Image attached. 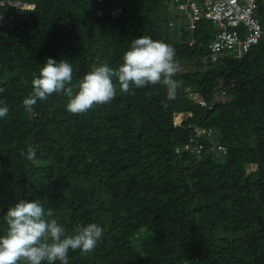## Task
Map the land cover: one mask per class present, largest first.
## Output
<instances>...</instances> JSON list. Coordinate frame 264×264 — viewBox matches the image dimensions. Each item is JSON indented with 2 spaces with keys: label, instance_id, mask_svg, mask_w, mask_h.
Wrapping results in <instances>:
<instances>
[{
  "label": "trees",
  "instance_id": "trees-1",
  "mask_svg": "<svg viewBox=\"0 0 264 264\" xmlns=\"http://www.w3.org/2000/svg\"><path fill=\"white\" fill-rule=\"evenodd\" d=\"M16 1L0 0V102L9 107L0 119V232L9 206L37 198L68 234L89 222L104 228L93 252L70 250L69 264H264V38L212 61L218 27L202 18L188 28L168 0H121L117 15L116 0H19L36 3L29 9ZM141 35L175 49L174 100L159 83L124 92L117 82L112 100L82 114L57 93L25 110L48 57L68 59L75 84L100 64L118 67ZM182 111L193 115L177 126Z\"/></svg>",
  "mask_w": 264,
  "mask_h": 264
},
{
  "label": "clouds",
  "instance_id": "clouds-1",
  "mask_svg": "<svg viewBox=\"0 0 264 264\" xmlns=\"http://www.w3.org/2000/svg\"><path fill=\"white\" fill-rule=\"evenodd\" d=\"M190 1L192 0H168L166 4L174 16L176 10L189 13V9H180L179 3L189 5ZM15 5L29 9L35 7L36 3L18 0ZM122 9V1L116 0L113 7H110V13L117 15ZM98 14L103 16L104 10L98 9ZM187 27L190 28L188 24ZM224 52L220 53L218 58ZM210 56L212 61L218 59H213L211 51ZM176 71L175 49L162 40L141 35L131 41L118 67L114 68L108 63L100 64L86 72L75 84L72 83V63L68 59L57 60L48 57L38 69V74H34L30 94L22 103L26 111L32 112L38 101L46 100L53 93L64 94L68 97L67 111L82 114L94 105L112 100L116 95L117 82L120 90L124 92L132 86L141 88L159 83L166 87L167 99L174 100L179 87L178 81L174 79ZM186 90L189 91L190 88ZM3 91L4 89L0 88V92ZM193 98L200 106L212 108V105L199 95ZM8 113L9 107L0 102V119L5 118ZM178 113L184 115L180 124L177 123ZM188 113L189 111L176 112L174 123L182 126L190 117ZM204 131L205 129L198 130L199 133ZM199 146L203 148V144ZM218 150H221V146ZM22 155L31 161L36 158L37 151L29 148ZM4 220L7 227L0 232V264H69L70 250L79 249L83 254L93 252L104 232L102 225L89 222L78 225L72 234H68L64 224L55 218L53 209L46 208L37 198L17 200L8 207Z\"/></svg>",
  "mask_w": 264,
  "mask_h": 264
},
{
  "label": "built area",
  "instance_id": "built-area-1",
  "mask_svg": "<svg viewBox=\"0 0 264 264\" xmlns=\"http://www.w3.org/2000/svg\"><path fill=\"white\" fill-rule=\"evenodd\" d=\"M179 8L189 9L191 19L188 26L192 29L196 21L202 18L218 27V32L209 44L214 60L228 50L244 55L264 38V27L256 17L257 0H192L189 5L179 3ZM201 102L206 104L205 101Z\"/></svg>",
  "mask_w": 264,
  "mask_h": 264
},
{
  "label": "rangeland",
  "instance_id": "rangeland-1",
  "mask_svg": "<svg viewBox=\"0 0 264 264\" xmlns=\"http://www.w3.org/2000/svg\"><path fill=\"white\" fill-rule=\"evenodd\" d=\"M188 1H189V0H188ZM197 1H200V0H197ZM178 12H181V11H177V10H176V13H178ZM182 13L185 15L184 17H186V19H188V20L191 19V15H190V13H187L186 11H182ZM12 17H13V16L9 15L8 18L10 19V18H12ZM178 21H179V20H178ZM3 24L5 25V17H4L3 15H0V25H3ZM233 53H234V52H233ZM192 114H193V112H190V111H189V113H188L187 115H188V116H191ZM187 115H186V116H187ZM177 123L180 124L181 122H179V120H177ZM255 169H256V166H255V165H249V166H248V171H249V172H251L252 170H255Z\"/></svg>",
  "mask_w": 264,
  "mask_h": 264
}]
</instances>
